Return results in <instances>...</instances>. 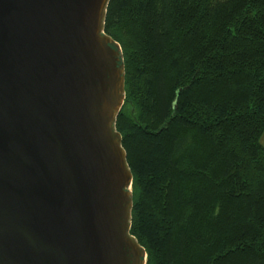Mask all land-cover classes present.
Returning a JSON list of instances; mask_svg holds the SVG:
<instances>
[{"label":"trees","instance_id":"1","mask_svg":"<svg viewBox=\"0 0 264 264\" xmlns=\"http://www.w3.org/2000/svg\"><path fill=\"white\" fill-rule=\"evenodd\" d=\"M146 264H264V0H111Z\"/></svg>","mask_w":264,"mask_h":264},{"label":"water","instance_id":"2","mask_svg":"<svg viewBox=\"0 0 264 264\" xmlns=\"http://www.w3.org/2000/svg\"><path fill=\"white\" fill-rule=\"evenodd\" d=\"M111 0H0V264H146Z\"/></svg>","mask_w":264,"mask_h":264},{"label":"rangeland","instance_id":"3","mask_svg":"<svg viewBox=\"0 0 264 264\" xmlns=\"http://www.w3.org/2000/svg\"><path fill=\"white\" fill-rule=\"evenodd\" d=\"M261 142H262V144L264 145V134H263V136H262V138H261Z\"/></svg>","mask_w":264,"mask_h":264}]
</instances>
